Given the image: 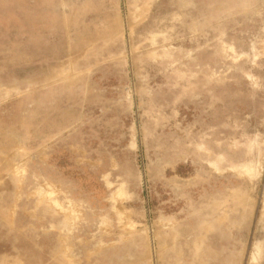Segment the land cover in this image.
Wrapping results in <instances>:
<instances>
[{
  "label": "rangeland",
  "instance_id": "1",
  "mask_svg": "<svg viewBox=\"0 0 264 264\" xmlns=\"http://www.w3.org/2000/svg\"><path fill=\"white\" fill-rule=\"evenodd\" d=\"M0 264H264V0H0Z\"/></svg>",
  "mask_w": 264,
  "mask_h": 264
}]
</instances>
